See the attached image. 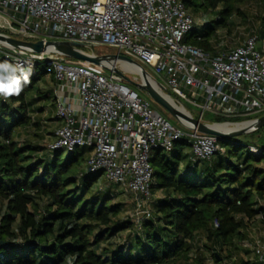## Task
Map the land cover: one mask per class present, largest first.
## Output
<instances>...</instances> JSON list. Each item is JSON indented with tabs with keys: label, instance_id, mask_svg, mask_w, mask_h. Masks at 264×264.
Instances as JSON below:
<instances>
[{
	"label": "built area",
	"instance_id": "2783aa9c",
	"mask_svg": "<svg viewBox=\"0 0 264 264\" xmlns=\"http://www.w3.org/2000/svg\"><path fill=\"white\" fill-rule=\"evenodd\" d=\"M194 29L199 28L183 0H0L1 33L27 41L65 40L90 49L113 48L148 67L158 89L185 108V103L193 107L197 117L186 109L200 121L206 112L228 119L263 115L264 54L256 48L259 35L235 42L226 30L221 35L217 29L210 40L212 49L204 50L184 42ZM74 60L0 42V61L23 70L42 64L43 74L54 79L51 119L56 125L47 152L71 154L87 148L84 171L100 172L132 196L131 219L139 231L142 221L153 217L149 206L153 151L167 152L174 142L185 139L188 159L194 163L223 149L214 135L183 122H179L183 129L171 125L124 76ZM248 150L261 153L253 143ZM254 201L256 207L264 205L261 199ZM252 250L254 261L264 264V241L259 236Z\"/></svg>",
	"mask_w": 264,
	"mask_h": 264
},
{
	"label": "trees",
	"instance_id": "16d2710c",
	"mask_svg": "<svg viewBox=\"0 0 264 264\" xmlns=\"http://www.w3.org/2000/svg\"><path fill=\"white\" fill-rule=\"evenodd\" d=\"M249 1L183 0L192 15L214 17L190 31L184 42L211 50L215 30L225 27L229 34L233 16L247 17ZM258 1L262 12L257 32L264 37V0ZM28 71L29 83L20 94L0 100V264H179L191 256L199 232L213 244V257L219 263L215 253L223 259L224 246L235 249V239L245 237L250 221L257 218L264 223V205L256 207L254 201L264 203V166L259 165L264 160V126L257 130L262 137L252 140L261 150L257 155L249 152L250 143L236 137L219 140L223 151L209 160L189 161L182 168L189 147L185 139L174 142L167 152L153 151L151 190L163 189L166 194L156 200L153 217L143 220L139 231L132 230V222L119 216L121 203L112 204L108 194L101 199L85 197L102 176L84 171L87 148L61 157L58 150L49 153L33 141L15 139V130L30 124V96L43 75V65ZM211 120L243 121L220 116ZM125 230L131 233V246H101ZM241 264L259 263L244 260Z\"/></svg>",
	"mask_w": 264,
	"mask_h": 264
},
{
	"label": "rangeland",
	"instance_id": "374dc122",
	"mask_svg": "<svg viewBox=\"0 0 264 264\" xmlns=\"http://www.w3.org/2000/svg\"><path fill=\"white\" fill-rule=\"evenodd\" d=\"M245 10L247 12V17L244 19L245 21L242 20L241 18H237V16L232 17L233 25L231 28V32L229 34L232 40H234L235 42H242L250 34H258L257 29L259 28V14L262 12V5L259 3L258 0H251L245 6ZM193 17H194L195 25L197 28H200L201 26H203L205 22L207 23L209 20L214 19V17L211 15L204 16L201 14L193 15ZM225 30H226L225 27L218 28V31L220 32L221 35L225 34L224 33ZM256 48L258 49L257 44H256ZM86 49H88L90 52L94 54L99 53L101 55H108V54L116 53L115 49L106 47V46H96L91 49L90 48H86ZM71 61L73 62V60H68L67 62H71ZM74 61L77 62L78 60H74ZM116 68L120 70L121 72H123L127 81L133 84L134 87L136 86L133 82L135 83L140 82L139 76L133 73L124 71L122 68L119 67L118 64H116ZM144 68L149 72L148 67L144 66ZM28 69L29 68H25L24 70L28 71ZM149 73L152 74L151 71ZM152 76L155 77L154 74H152ZM144 95L147 96L145 93ZM167 95L170 96L169 94ZM147 97L151 101V104L154 107V109H156L161 115H163V117H165L170 122L171 125H173L174 127L183 129V126L179 123L177 118L171 115L166 109L156 104L149 96ZM185 106L187 109L191 111L192 115L197 117V112L195 111L193 107H191L187 103H185ZM213 116H214L213 114L206 112L203 115L202 121L206 123H213V122H210L212 121L211 117ZM251 117L253 118L255 116H243V117H240L239 119L246 120ZM30 120H31L30 124H28L26 127L25 126L20 127L15 130L14 133H16V131L19 130V133L17 134L15 138L19 142H22L25 140L33 141L36 144H38L39 147L42 148V150H45L48 144L47 142L48 138L46 137H48L50 132L47 130V127H43V129H41L42 132L38 131L40 129L39 125L37 126L33 124L34 123L33 119H30ZM50 120L51 118H49V121ZM46 121H48V118H46ZM258 129L249 131L248 133H245V134L238 135L236 136V138L241 139L244 144L252 143V140H256L259 137L261 138L263 135L262 134L260 136L261 132H258L257 131ZM37 134H41V136L45 137L46 141L44 140L41 141L40 138L37 137ZM262 139H264V136L262 137ZM185 150H187V147H185ZM240 151L244 152L245 147H242ZM66 155L67 154L64 151L61 153V157H65ZM83 165L84 163H81V167ZM259 165L264 166V160L260 162ZM107 194L110 196L109 200L112 204L118 203V201L121 199L126 202L127 206L124 207L122 210H120L119 216L127 217L129 219L134 212L132 196L129 194H125L118 186L106 180L103 177V175L100 177L98 182L92 186L90 193H87L85 197L89 195H92V196L99 195L101 199L104 195H107ZM149 206L152 210L154 209L153 202H151ZM132 230H133V227H132ZM205 236L206 235L204 233L198 234L197 241L195 242V244L192 245L191 250H190L191 256L188 259H185V258L181 259L179 264H195L194 262L190 260L191 257L197 260L198 264H239V263L241 264V261H244V260L255 262L254 261L255 259L253 256V250H252L253 240L256 236H259L264 241V223H262L257 218L250 221L247 225V229L245 230V237L243 239H237V238L235 239V242H236L235 249L232 247L229 249L225 246L221 249L220 254L223 256V259H220L221 261L219 263H217L213 257V253H212L213 248H214L213 244H210L209 242H207L205 240Z\"/></svg>",
	"mask_w": 264,
	"mask_h": 264
},
{
	"label": "water",
	"instance_id": "95a60500",
	"mask_svg": "<svg viewBox=\"0 0 264 264\" xmlns=\"http://www.w3.org/2000/svg\"><path fill=\"white\" fill-rule=\"evenodd\" d=\"M0 42L6 45H9L18 49H31L35 52H44L45 55L50 52H56L66 57L72 59L87 61L96 65H100L106 70H112L122 76L123 72L116 68L117 62H126L130 65L136 67L140 74V82L135 83V86L147 96H149L156 104L160 105L166 109L171 115H173L179 122L185 123L188 127L196 129L199 132L210 134L216 136L219 140L234 138L238 135L248 133L249 131L256 130L264 126V114L250 120L251 125L243 128H239L230 132H222L213 127L214 124L221 123H232V122H213L206 123L200 121L198 118L192 117L190 115L184 114L178 109L174 108L163 96L161 91L157 87H154L148 80L151 78L150 73L137 61L121 54H108V55H98L85 50L88 46L83 43H76L65 40H36V41H27L18 38L8 36L0 32ZM125 77V76H124ZM126 78V77H125ZM152 79V78H151ZM156 83V82H155ZM157 85V84H156ZM235 122V123H242ZM247 122V121H244ZM249 122V121H248ZM2 244V243H1ZM217 256V261L221 258L218 256V253H215Z\"/></svg>",
	"mask_w": 264,
	"mask_h": 264
},
{
	"label": "crops",
	"instance_id": "0c3cea01",
	"mask_svg": "<svg viewBox=\"0 0 264 264\" xmlns=\"http://www.w3.org/2000/svg\"><path fill=\"white\" fill-rule=\"evenodd\" d=\"M258 50L264 54V37L259 35V39L257 42ZM53 86L54 81H51L49 76L41 75L40 79L36 83L35 89L33 90L32 96L30 98L32 99L30 101V105L28 106V114L30 116V119H33V124L39 125L40 129L38 131L42 132L41 129L43 127H47V130L50 132L48 135L47 142H51L53 140V129L55 127V122L49 121V118L52 117V114L54 112V101H53ZM46 118H48V121H46ZM27 126V125H26ZM25 126V127H26ZM19 133V130L14 133V137L17 136ZM37 137L40 138V140L46 141V138L41 136V134H37ZM16 139V138H15ZM85 159L87 158L89 154V150L85 149ZM184 153H186V158L183 159L180 162V168H182L184 165H186L189 162L188 155H189V147L187 150H184ZM85 162V161H84ZM166 194V191L163 189L155 188L152 190V198L151 202L155 204L156 200L162 198ZM133 202V201H132ZM118 203H121V209L127 206L126 202L124 200H119ZM128 203V202H127ZM121 217V216H120ZM127 218V217H126ZM129 220L132 222L131 217ZM133 230H135L134 223L132 222ZM203 232H199V234H202ZM130 235V236H129ZM132 236L131 233H129V230L118 232L110 237L107 238L104 242L101 243V246H107L112 247L114 245H120L123 244L125 247L131 246L132 244Z\"/></svg>",
	"mask_w": 264,
	"mask_h": 264
},
{
	"label": "clouds",
	"instance_id": "9594fccd",
	"mask_svg": "<svg viewBox=\"0 0 264 264\" xmlns=\"http://www.w3.org/2000/svg\"><path fill=\"white\" fill-rule=\"evenodd\" d=\"M20 75H17V68L9 63H0V96L7 99L13 95H19L23 86L29 83V71L19 70ZM23 82V83H22Z\"/></svg>",
	"mask_w": 264,
	"mask_h": 264
},
{
	"label": "bare ground",
	"instance_id": "6f19581e",
	"mask_svg": "<svg viewBox=\"0 0 264 264\" xmlns=\"http://www.w3.org/2000/svg\"><path fill=\"white\" fill-rule=\"evenodd\" d=\"M116 64L119 65L120 68H122L124 71L126 72H130L133 73L137 76L140 77L139 71L136 67H134L133 65H130L126 62H117ZM149 82L154 86L157 87L156 83L154 82L153 79H151L150 77L148 78ZM162 93V96L176 109H178L179 111H181L184 114H191L181 103L177 102L173 97L168 96L167 94ZM251 125V122L247 121V122H242V123H221V124H214L213 127L217 130H220L222 132H230L239 128H243V127H247Z\"/></svg>",
	"mask_w": 264,
	"mask_h": 264
}]
</instances>
